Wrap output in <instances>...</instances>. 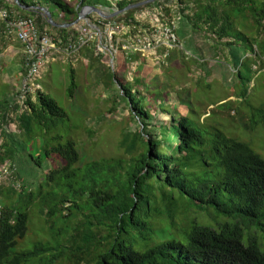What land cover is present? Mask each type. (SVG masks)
<instances>
[{
  "label": "trees",
  "instance_id": "obj_1",
  "mask_svg": "<svg viewBox=\"0 0 264 264\" xmlns=\"http://www.w3.org/2000/svg\"><path fill=\"white\" fill-rule=\"evenodd\" d=\"M74 1L79 6H71L66 0H19L26 7L46 8L53 21L64 28L51 26L45 18L39 27L36 19L40 12L26 11L13 0H0V10L32 18L41 34L47 33V27L55 29L57 37H53L62 48L79 36L70 26L78 19L81 7L100 6L106 15L113 13V0ZM114 1L123 12L138 3ZM51 5L57 7V12L51 10ZM145 9L159 11L161 27H172L177 18L178 39L187 40L186 51L196 49L193 56L181 51L180 56L168 53L167 58L157 60L163 63V82L156 78L145 83L137 76L123 84L110 68L111 84L119 86L117 99L125 102L139 126L133 147L142 141L145 151L126 168L122 162L92 163L79 178L76 166L81 163V155L75 140L69 131L55 134L60 124L70 120L67 110L41 89L29 95L26 110L17 115L14 124L6 125L0 162L10 161L14 178L19 176L15 167L19 153L13 136L20 133L27 141L42 139L37 155H30L35 165L41 167L52 157L62 164L46 174L39 192L22 189L15 192V201L0 202V264H56L64 256L76 264H264V159L222 129L200 123L192 111L183 115L172 98L179 84L178 69L188 60L207 74L211 63L206 59L214 54L226 57L230 63L227 69L233 70L244 90L247 81L242 68L250 72L252 68L263 69L258 60L264 59V0H157ZM132 13L98 19L124 26V39L157 32ZM240 44L249 51L245 60ZM160 49L163 52L167 48ZM224 49L227 54L222 53ZM132 54L136 55L134 60ZM139 55L128 53L126 60L136 64ZM77 87L72 71L69 97L74 96ZM244 96L242 92L241 98ZM256 112L264 113L253 112V120ZM45 187L52 192L44 195ZM63 188L73 199L58 196L57 190ZM39 198L54 242H39L30 249L16 251L28 233L30 206ZM155 215L172 227H183L185 240L156 244L152 225ZM58 223L64 226L58 227ZM253 230L256 233L252 234ZM64 235L68 237L65 245Z\"/></svg>",
  "mask_w": 264,
  "mask_h": 264
},
{
  "label": "rangeland",
  "instance_id": "obj_2",
  "mask_svg": "<svg viewBox=\"0 0 264 264\" xmlns=\"http://www.w3.org/2000/svg\"><path fill=\"white\" fill-rule=\"evenodd\" d=\"M66 1L71 3V6H79L77 1ZM133 1L141 2L143 0ZM110 4L113 7V12L119 10L116 1L113 0ZM50 7L53 12H57V7L54 5ZM82 10L83 7L78 12L80 13ZM130 11L133 12V16L138 21L151 25L157 31L161 27L159 26V22L161 23L160 13L156 9H145L144 6ZM123 16L125 14L121 13L115 18ZM87 18L89 24L97 23L99 20L98 15L94 13H89ZM43 19V15L39 13L38 19H36L39 27ZM174 20L176 26H179V20L177 18ZM87 24L83 20L76 25H71L70 28L80 33L87 27ZM1 27L6 31V24L0 18ZM46 29L50 36L57 37L55 29L51 27ZM154 35L156 33L148 36L152 39ZM2 36L3 38L0 40V103L7 100V109H9V105L15 103L21 89V83L16 81L19 75L16 76L15 72L11 70H15L20 64L18 58L15 59V55L21 54L22 47L14 35H8L9 37L5 39L2 29H0V37ZM54 37L53 39H55ZM118 41L121 43L120 38ZM179 41L178 49L170 51L164 49L163 52L160 48L156 49L157 51L153 49L151 51L155 52L153 55H139L140 60L136 64L126 60L127 52L120 49L117 51V44L108 43L110 48L114 46L115 51L113 53L116 57L114 60L109 52L101 54L96 49L94 51V45L97 44L96 39L94 43L73 56L65 55L58 46L56 50L50 53L48 62L41 69L42 73L41 78L38 79V84L41 91L48 94L69 114L70 120L60 124L55 134L69 131L70 136L75 140L81 155V163L76 166V169L80 171L78 173L79 178H82L81 172L92 163L103 160L111 163L122 162L123 167L126 168L128 163L145 151L142 141L137 142L136 148L133 147L139 126L133 121L125 102L117 99L119 86L116 83L111 84L110 68H113V72L123 84L132 82L137 76L143 79L145 83L157 81V79L163 82L165 80L163 63L157 62V60L165 59V55L168 53L178 56H180L181 51H185L188 56L196 54V49L186 51L188 48L187 40L179 39ZM240 45L242 47V44ZM10 46H13L14 50H8ZM222 53L227 54L225 49L222 50ZM133 56L132 59L134 60L136 55ZM241 57L243 60L249 57V51L246 47H242ZM252 57L255 59L254 56ZM225 59L226 57H222L221 54H214L206 59L211 63L208 66L210 68L207 67L209 69L207 74L201 71L196 64H191L187 60L186 66H181L176 73L179 84L174 87L176 94L172 98L177 100L179 111L183 115L192 111L195 119H199L200 123H204L207 127L222 129L230 138L248 144L264 159V113L256 112L254 120L253 115H251L255 111L262 110L264 112V59L258 60L260 61V68L263 69L252 68L250 72L246 67L242 68L243 78L247 81L246 87H244L245 91L241 84L238 85L233 70L227 69L230 63L226 62ZM72 71L78 87L71 98L68 94V87ZM17 73L19 74V72ZM186 91L187 93H185ZM242 92L245 94L244 99L241 98ZM181 99L189 103H183ZM15 132L17 133V131ZM13 137L14 144L18 149L17 154L19 153L17 163H15L19 176L15 175L16 178L14 176L7 177L2 173L5 163L0 162V190H3L2 193L0 191V202L15 201L18 198L15 192L20 193L22 189L35 193L39 192V186L44 183L46 174L62 164L59 158L52 157V159L42 163L41 167L35 165L30 155L32 154L34 157L37 155L42 139L39 137L38 140L27 141V138L20 133ZM4 140L3 138V143ZM4 151L2 148L0 149L1 153ZM75 187H79L76 182ZM63 189L57 190L58 196L73 199V196L69 195L65 188ZM50 192H52L51 189L44 188V195ZM80 199L82 197L77 199L78 203H81L82 200ZM43 206L40 198L30 206L28 233L23 240L19 241L16 251L30 249L39 242L53 244V231L50 230V224L47 223L45 215L41 213L42 209H45ZM64 206L68 207L66 204ZM65 214H69L66 208ZM81 218L83 219V216L80 215ZM152 225L155 229L153 241L158 240L155 242L156 244L163 241L185 240L183 227L180 225L172 227L170 222H166L161 217L157 218L156 215L153 216ZM63 226L62 223H58V227ZM254 233L256 232L253 230L252 234ZM67 238L65 235L62 237L64 245ZM138 250L141 251L142 249L138 248ZM65 257L58 259L56 264H76L74 260L69 261Z\"/></svg>",
  "mask_w": 264,
  "mask_h": 264
},
{
  "label": "built area",
  "instance_id": "obj_3",
  "mask_svg": "<svg viewBox=\"0 0 264 264\" xmlns=\"http://www.w3.org/2000/svg\"><path fill=\"white\" fill-rule=\"evenodd\" d=\"M0 18L5 22L6 29L13 33L17 40L21 43L24 52V67L25 74L22 78L21 89L18 92L15 103L9 105L8 112L6 114L7 119L13 118L15 120L17 115L22 114L26 110V100L30 95L40 90L38 79L41 78V69L46 65L49 59V55L53 50L57 49L58 43L48 33L41 34L36 22L32 18H22L17 15L9 13L7 10L0 11ZM87 27L80 31L79 36L74 42H69L67 45L60 48L62 52L67 56H73L81 52L82 49L94 43L97 40L95 49L101 54L109 52L112 59L114 56V46L111 48L108 43L117 44V51L121 49L128 53L134 52L140 55H153L155 52H151L153 49L166 47L172 49L178 47L180 41L175 33L177 29L176 22L170 26H162L158 28L156 35L152 39L148 35H136L134 37H122L126 35V29L124 26L116 21L90 23L86 21ZM125 34V35H124ZM96 37V38H95ZM121 39V43L118 39ZM166 45V46H165ZM166 58L168 54L165 55ZM112 60V61H113ZM3 130H0V140L3 144ZM1 153V152H0ZM3 174L7 177H13V165L10 161L5 162L3 167ZM1 214V206H0Z\"/></svg>",
  "mask_w": 264,
  "mask_h": 264
},
{
  "label": "water",
  "instance_id": "obj_4",
  "mask_svg": "<svg viewBox=\"0 0 264 264\" xmlns=\"http://www.w3.org/2000/svg\"><path fill=\"white\" fill-rule=\"evenodd\" d=\"M20 8L26 10V11H38L40 12L43 17L46 19L47 23L50 24L51 26L53 27H57V28H64L66 26H62V25H59L57 23H55L53 21V18H52V15L51 13L46 9V8H37L35 9L34 7H26V6H23L19 0H13ZM157 0H146V1H141V2H138L136 4H133V5H130L128 8H126L124 10V12L126 11H130L132 9H137V8H141V7H144L150 3H153ZM79 8V7H78ZM123 11H116V12H113L112 14L110 15H106L101 8L99 7H96V6H86V7H83V10L79 13L78 15V19L72 24V25H76L78 24L80 21H87L88 18V14L90 13H94L96 15H98L99 17L103 18V19H106V20H110V19H114L116 16H118L119 14L121 13H124ZM68 27V26H67Z\"/></svg>",
  "mask_w": 264,
  "mask_h": 264
},
{
  "label": "crops",
  "instance_id": "obj_5",
  "mask_svg": "<svg viewBox=\"0 0 264 264\" xmlns=\"http://www.w3.org/2000/svg\"><path fill=\"white\" fill-rule=\"evenodd\" d=\"M1 11V10H0ZM0 29H2V33L5 35L4 38L7 39L9 36L8 35H14L13 33H10L7 29L6 31L4 30L3 27H1ZM48 30L46 29V32ZM3 36L0 37V40H2ZM14 38H16V36L14 35ZM19 45H21L20 42H18ZM22 47V45H21ZM8 50H14L13 46H10V48ZM13 52V51H12ZM21 54L18 55H15V59L18 58V62L20 63L19 66L14 70H11L12 72H15L14 74L17 76L19 75L18 78H16V81H19V83H21L22 85V78L24 77V72H23V66H24V52H23V48H21V51H20ZM12 56H13V53H12ZM12 58V57H11ZM18 70V71H16ZM19 72V74L17 73ZM4 76V74H3ZM7 101V100H6ZM4 101V103H0V130L2 129L3 130V137H4V133L6 132V130H8V128L6 127L7 124H14V121H13V118H10V119H7L6 117V114L8 112V109H7V105H8V102ZM15 128V127H14ZM13 128V129H14ZM16 129L12 130V131H15Z\"/></svg>",
  "mask_w": 264,
  "mask_h": 264
}]
</instances>
